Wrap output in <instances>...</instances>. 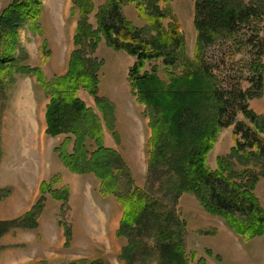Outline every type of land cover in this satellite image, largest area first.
Masks as SVG:
<instances>
[{
  "label": "rangeland",
  "instance_id": "rangeland-1",
  "mask_svg": "<svg viewBox=\"0 0 264 264\" xmlns=\"http://www.w3.org/2000/svg\"><path fill=\"white\" fill-rule=\"evenodd\" d=\"M26 1L0 0V19L17 2ZM39 1V15L16 18V44L6 42L8 33L0 36V50L11 51L12 55L11 63L0 69V221L17 222L32 213L29 223L38 226L11 228L0 239V264H127L122 255L133 237H119L118 231L135 190L146 202L157 204L163 218L175 217L173 229L180 231L191 264L200 259L207 264H264V236L248 239L237 235L224 218L206 211L196 193L186 192L176 201L174 188L179 178L174 173L164 178L152 174L157 167L174 170L167 162L155 165L160 155L169 151L162 150L169 140L167 130L160 125V132L155 133L152 121L158 123L162 116L153 114L148 100L141 102V87L130 80L137 57L115 49L99 31L102 12L110 9V0ZM228 1L233 9L252 5L264 11V0ZM137 6L125 2L121 7L130 28L141 32L147 46L162 44L178 59L176 66L170 67L174 73L166 72L168 68L161 59L147 63L145 70L156 72L165 87L171 83V74L196 73L189 69L199 67L200 49L208 47L197 26L198 6L206 10L205 14L211 8L206 0H140L141 10ZM203 19L200 17V21ZM83 24L85 30L81 28ZM8 28L4 30L9 32ZM261 29L264 37V22ZM228 47L225 53L228 62H235L233 70L237 75L244 74L245 79L253 76L248 65L242 69L238 65L242 60L251 61L249 50L232 57L237 48ZM220 51V47L210 49L208 59L212 61ZM155 68L158 70L153 71ZM34 69L37 73L32 72ZM225 75L224 70L222 76ZM242 85L245 90L252 87L248 81ZM151 90L154 95L155 86ZM259 93L249 105L262 117L264 88ZM73 100H79L85 112L90 110L85 114L87 121L91 124L93 120L95 134L104 147L122 154L125 168L120 170L118 180L123 200L119 193L107 194L94 172L71 171L57 152L73 137L66 132L57 134V126L64 120L73 133L77 126L91 127L63 107ZM238 121L246 122L242 115ZM196 138L191 135L189 140ZM94 139L87 144L90 152L96 150ZM234 147L233 128L222 131L207 164L214 171H224L225 177L239 184L241 190L249 191L251 176H244L248 168L231 159ZM253 166L250 168H254V174L260 175L263 169ZM111 173L118 174L119 170ZM259 182L254 194L264 210V178ZM154 230H143L134 236L141 246L135 264H160Z\"/></svg>",
  "mask_w": 264,
  "mask_h": 264
},
{
  "label": "trees",
  "instance_id": "trees-1",
  "mask_svg": "<svg viewBox=\"0 0 264 264\" xmlns=\"http://www.w3.org/2000/svg\"><path fill=\"white\" fill-rule=\"evenodd\" d=\"M125 2L136 3L140 9V0H110V9L102 12L99 31L115 49L126 50L132 56L137 57V62L130 72V80L134 86L141 87L139 89L141 102L146 103L148 100L153 114L162 116L158 123L152 121V125L154 124L153 129L156 134L160 132V125L167 130L165 135L169 140L165 141L166 145L162 147V150L163 152L169 151L160 155L161 160H156L155 165L167 162L173 165L174 170L163 171L162 168L157 167L153 168L154 173L152 174L164 178L165 175L170 177L174 173L179 178L174 188L177 193L175 194L176 201L186 192L196 193L201 198V204L206 211L224 218L237 235L248 239L263 237L264 210L254 192L261 178H264V166L262 165L264 163V116L256 115L251 110L249 102L258 98L259 92L264 88L262 78L264 37L261 29L264 22V11L252 5L233 9L228 0H206L211 7L208 14H205L206 10L198 6L197 26L203 33L205 37L203 39L208 43V47L200 49L202 53L199 54V67L189 69V71L196 70V73L191 76H186L185 73L181 76L171 74V83L165 87L158 81L156 72L151 73L145 70L146 65L161 59L168 68L166 72L174 73L170 67L176 66L178 59L175 58L172 50L162 48V44L161 47L155 43L147 46L146 41L140 37L141 32L130 28L121 9ZM38 7H40L39 0H28L17 2L11 9H7L0 19V36L8 33L4 39L13 46L17 29H19L18 23L15 22L16 18L39 15L41 9H36ZM151 10L154 13L157 12L154 9ZM202 16L204 19L200 21ZM7 27L10 29L9 32L4 30ZM254 27L256 29L252 31ZM81 28L85 30V25L83 24ZM241 35H244L243 39H240ZM218 37L220 38L217 40ZM224 42L227 43L229 49L230 45L237 48L232 57L245 49L249 50L248 56L251 61L242 60L238 65L241 69L248 65V71L253 76L245 79L244 74H240L241 77L237 75V72L233 70L235 62H228ZM179 46L180 43L177 47ZM218 47L221 48L219 55L210 61L207 56L208 51L216 50ZM10 53L11 51L7 53V51L0 50V69L11 63ZM230 62L232 64L229 66ZM157 70L155 68L153 71ZM224 70L227 75L222 76ZM32 72L37 73V70L34 69ZM243 81H248L252 87L249 90L243 89ZM153 86H155L154 95L151 94ZM148 88L150 93H147ZM63 107L67 108L69 113L71 112L70 115L77 114L81 121L84 119L91 127L80 129L77 126L73 133L68 128L71 125L68 126L63 119V123L57 126V134L61 135L66 132L73 137L68 138L57 152L60 153L71 171L79 174L94 172L101 180L107 194L118 195L119 193V199L123 200L119 192L118 180L120 170L125 168L123 158L118 153L104 147L101 138L95 134L97 127L93 124V120L91 124L87 121L85 114H88L90 110L85 112L79 100H73ZM239 115H242L246 122L238 121ZM229 128H233L235 138L231 159H235L248 168L243 171V175L251 176L248 179L251 182L250 192L243 191L239 184L232 183L229 178L225 177L224 171V174L221 171H214L207 164L208 155L218 141L221 132ZM191 135H196L197 138L189 140ZM91 139H94L96 145V150L93 152H90L87 147ZM71 144H73V150L70 152ZM253 165L256 168L259 165L263 169L260 175L254 174V168H250ZM114 169L119 170V173H111ZM139 194L140 192L135 190L129 197L132 203H127L128 206L124 210L118 231L119 237L125 234L133 237L131 243L123 251V259L127 260V264H135L141 246L134 241V236L143 230L155 229L160 264H191L180 231L177 233L173 229L172 223L175 222V217L169 215L163 218L164 214L158 213V205L146 202ZM28 217L32 219V213L17 222L0 221V239L11 228H37V225L29 223ZM243 218L247 221H242ZM194 256L197 259L196 255ZM92 264L101 263L97 261ZM197 264H207V262L200 259Z\"/></svg>",
  "mask_w": 264,
  "mask_h": 264
},
{
  "label": "crops",
  "instance_id": "crops-1",
  "mask_svg": "<svg viewBox=\"0 0 264 264\" xmlns=\"http://www.w3.org/2000/svg\"><path fill=\"white\" fill-rule=\"evenodd\" d=\"M124 116V115H123ZM72 145V144H71ZM70 145V146H71ZM72 150H73V147H72ZM71 150V151H72ZM69 151H70V149H69ZM120 155H122L121 153H120ZM260 183V182H259ZM259 183H258V185H259ZM258 185H257V187H256V190H255V193H256V191L258 190ZM256 197H257V199H258V201H259V203H260V198L258 197V195L256 194ZM122 221V220H121Z\"/></svg>",
  "mask_w": 264,
  "mask_h": 264
}]
</instances>
